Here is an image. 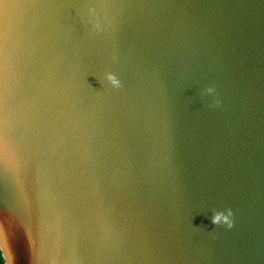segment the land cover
<instances>
[{"label":"water","instance_id":"obj_1","mask_svg":"<svg viewBox=\"0 0 264 264\" xmlns=\"http://www.w3.org/2000/svg\"><path fill=\"white\" fill-rule=\"evenodd\" d=\"M0 135L14 264H264V0H0Z\"/></svg>","mask_w":264,"mask_h":264},{"label":"snow or ice","instance_id":"obj_2","mask_svg":"<svg viewBox=\"0 0 264 264\" xmlns=\"http://www.w3.org/2000/svg\"><path fill=\"white\" fill-rule=\"evenodd\" d=\"M0 153L7 156L9 163L0 159V171L5 172L7 175L13 177V179L19 181L21 175V162L18 149L16 145L11 141H6L2 135H0ZM7 253L8 259H4V255ZM0 262L2 264H14V258L9 248L7 238L5 235L0 234ZM35 264V261H34Z\"/></svg>","mask_w":264,"mask_h":264},{"label":"clouds","instance_id":"obj_3","mask_svg":"<svg viewBox=\"0 0 264 264\" xmlns=\"http://www.w3.org/2000/svg\"><path fill=\"white\" fill-rule=\"evenodd\" d=\"M220 220V216H216L214 222H217Z\"/></svg>","mask_w":264,"mask_h":264},{"label":"trees","instance_id":"obj_4","mask_svg":"<svg viewBox=\"0 0 264 264\" xmlns=\"http://www.w3.org/2000/svg\"><path fill=\"white\" fill-rule=\"evenodd\" d=\"M0 264H2V262H0Z\"/></svg>","mask_w":264,"mask_h":264}]
</instances>
